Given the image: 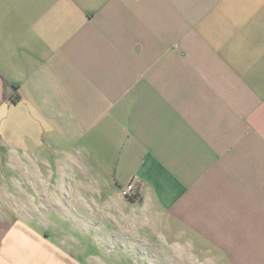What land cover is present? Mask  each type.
<instances>
[{
	"label": "crops",
	"instance_id": "crops-1",
	"mask_svg": "<svg viewBox=\"0 0 264 264\" xmlns=\"http://www.w3.org/2000/svg\"><path fill=\"white\" fill-rule=\"evenodd\" d=\"M170 261L264 264V0H0V264Z\"/></svg>",
	"mask_w": 264,
	"mask_h": 264
},
{
	"label": "rangeland",
	"instance_id": "rangeland-1",
	"mask_svg": "<svg viewBox=\"0 0 264 264\" xmlns=\"http://www.w3.org/2000/svg\"><path fill=\"white\" fill-rule=\"evenodd\" d=\"M5 175L7 176L8 180H9V177H12L13 173L12 172L5 173ZM153 239L156 240V242L164 243L167 246V248H166L167 254H172V255L174 253H176V254H180L181 253V254L189 255V254H191V250L194 248V245L197 243L196 238L187 237V236L165 235V237L164 236L161 237V236L157 235L156 237H151V240H153ZM129 240L131 241L132 239L129 238ZM138 240L143 242L142 241L143 239L142 240L138 239ZM138 240L135 239L134 244L137 245L138 249H141V247L139 246L140 242ZM134 249L136 251L138 250L136 248H134ZM148 252H150V251H148ZM107 253H108L107 257L112 258V257L118 256L120 254V251L114 248V250L109 251ZM135 254L138 255L139 252L137 251V252H135ZM147 254L148 253H146V255ZM150 254H152V253H150ZM199 254L201 255V253H199ZM125 259H127V258L125 257ZM168 259H171V258H168ZM173 262H175V261H170L167 264H173ZM123 264H125V263H123Z\"/></svg>",
	"mask_w": 264,
	"mask_h": 264
},
{
	"label": "built area",
	"instance_id": "built-area-1",
	"mask_svg": "<svg viewBox=\"0 0 264 264\" xmlns=\"http://www.w3.org/2000/svg\"><path fill=\"white\" fill-rule=\"evenodd\" d=\"M136 194H137L136 186L133 182H131L130 184L125 186L123 189H121V195L124 198L132 199L136 196Z\"/></svg>",
	"mask_w": 264,
	"mask_h": 264
},
{
	"label": "trees",
	"instance_id": "trees-1",
	"mask_svg": "<svg viewBox=\"0 0 264 264\" xmlns=\"http://www.w3.org/2000/svg\"><path fill=\"white\" fill-rule=\"evenodd\" d=\"M5 88H6V89H8V88H9V85H8V84H6V85H5ZM14 90H17V88H14ZM5 98H6V97H5ZM13 102H15V100H14V99H13Z\"/></svg>",
	"mask_w": 264,
	"mask_h": 264
}]
</instances>
